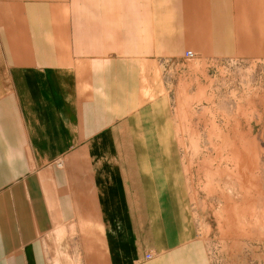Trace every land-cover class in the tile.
<instances>
[{"label": "crops", "instance_id": "crops-1", "mask_svg": "<svg viewBox=\"0 0 264 264\" xmlns=\"http://www.w3.org/2000/svg\"><path fill=\"white\" fill-rule=\"evenodd\" d=\"M188 48L264 54V0H0V264H209L150 95Z\"/></svg>", "mask_w": 264, "mask_h": 264}, {"label": "rangeland", "instance_id": "rangeland-1", "mask_svg": "<svg viewBox=\"0 0 264 264\" xmlns=\"http://www.w3.org/2000/svg\"><path fill=\"white\" fill-rule=\"evenodd\" d=\"M153 66V89L147 78L143 94L168 99L188 215L208 263L264 264V54L216 59L188 48ZM233 127L245 138L243 156L254 160L250 179L239 177L225 141Z\"/></svg>", "mask_w": 264, "mask_h": 264}, {"label": "bare ground", "instance_id": "bare-ground-1", "mask_svg": "<svg viewBox=\"0 0 264 264\" xmlns=\"http://www.w3.org/2000/svg\"><path fill=\"white\" fill-rule=\"evenodd\" d=\"M239 130L240 129H238V127H233L232 129L228 130L229 132L233 133V135L229 136L227 134L229 132H227L226 133V137H225V141H226V143L230 142L229 144L233 146V152H232L231 156H232L233 159H235V161L237 163V170H238L239 177L240 178L242 177L244 179H247V178L250 179V177H249L250 175L248 174V172H250V169L252 168V165H254V160L251 157H246V155L243 156V148H242L241 145L245 141V138L241 135V132ZM240 163H241V167L242 166H245V167L240 169V171H239ZM215 175H217V174H215ZM214 178H215V176H214ZM242 178H241V180H242ZM246 183H247V180H246V182L244 184H246ZM213 188L214 187H212V189ZM209 190H211V187H209Z\"/></svg>", "mask_w": 264, "mask_h": 264}, {"label": "built area", "instance_id": "built-area-1", "mask_svg": "<svg viewBox=\"0 0 264 264\" xmlns=\"http://www.w3.org/2000/svg\"><path fill=\"white\" fill-rule=\"evenodd\" d=\"M191 55H192L191 52H187V54H186V56H188V57ZM149 257H150L149 255L146 256V258H149Z\"/></svg>", "mask_w": 264, "mask_h": 264}]
</instances>
